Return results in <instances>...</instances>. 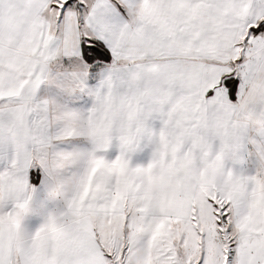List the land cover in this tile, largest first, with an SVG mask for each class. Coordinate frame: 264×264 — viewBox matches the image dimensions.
I'll list each match as a JSON object with an SVG mask.
<instances>
[{
    "label": "snow or ice",
    "instance_id": "snow-or-ice-1",
    "mask_svg": "<svg viewBox=\"0 0 264 264\" xmlns=\"http://www.w3.org/2000/svg\"><path fill=\"white\" fill-rule=\"evenodd\" d=\"M0 264H264V0H0Z\"/></svg>",
    "mask_w": 264,
    "mask_h": 264
}]
</instances>
